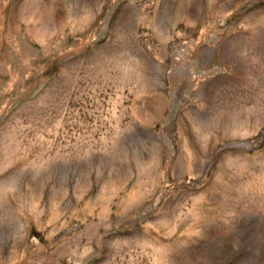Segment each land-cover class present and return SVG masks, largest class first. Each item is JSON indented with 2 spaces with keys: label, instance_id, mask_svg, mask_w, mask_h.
I'll return each instance as SVG.
<instances>
[{
  "label": "rangeland",
  "instance_id": "374dc122",
  "mask_svg": "<svg viewBox=\"0 0 264 264\" xmlns=\"http://www.w3.org/2000/svg\"><path fill=\"white\" fill-rule=\"evenodd\" d=\"M0 264H264V0H0Z\"/></svg>",
  "mask_w": 264,
  "mask_h": 264
}]
</instances>
